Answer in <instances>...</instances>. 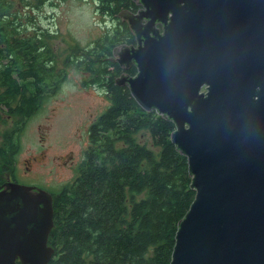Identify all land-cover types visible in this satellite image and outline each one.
<instances>
[{
    "label": "water",
    "instance_id": "1",
    "mask_svg": "<svg viewBox=\"0 0 264 264\" xmlns=\"http://www.w3.org/2000/svg\"><path fill=\"white\" fill-rule=\"evenodd\" d=\"M134 1L142 10L118 18L137 48L112 57L137 74L115 83L172 122L195 193L169 264H264V0ZM52 202L34 187L0 191V264L50 262Z\"/></svg>",
    "mask_w": 264,
    "mask_h": 264
},
{
    "label": "trees",
    "instance_id": "2",
    "mask_svg": "<svg viewBox=\"0 0 264 264\" xmlns=\"http://www.w3.org/2000/svg\"><path fill=\"white\" fill-rule=\"evenodd\" d=\"M12 2L0 0V107L30 117L62 77L45 43L17 35ZM99 6L115 20L121 10L137 8L131 0H99ZM116 25L91 45L71 48L67 58L66 66L105 93L109 107L89 126L77 177L50 193L48 264H169L178 222L194 199L187 160L171 142L172 122L143 111L116 85L117 65L107 70L113 65L106 59L125 37Z\"/></svg>",
    "mask_w": 264,
    "mask_h": 264
},
{
    "label": "rangeland",
    "instance_id": "3",
    "mask_svg": "<svg viewBox=\"0 0 264 264\" xmlns=\"http://www.w3.org/2000/svg\"><path fill=\"white\" fill-rule=\"evenodd\" d=\"M99 9V0L12 2L20 36L45 43L54 56L55 74L62 77L29 117L20 136L22 150L18 160L37 158L30 162V171L37 177L27 182L41 183L43 190L49 192L59 191L77 177L88 148L89 126L109 107L105 93L88 84L86 74L72 65L66 66L71 48L89 46L112 29V20L103 17ZM14 120L15 117L8 120L5 116L0 120V136L14 127ZM69 156L72 158L63 166ZM70 161L73 164L68 166Z\"/></svg>",
    "mask_w": 264,
    "mask_h": 264
},
{
    "label": "flooded vegetation",
    "instance_id": "4",
    "mask_svg": "<svg viewBox=\"0 0 264 264\" xmlns=\"http://www.w3.org/2000/svg\"><path fill=\"white\" fill-rule=\"evenodd\" d=\"M39 1L40 3H42L43 1H46V0H39ZM131 1L134 2L137 8L136 9H132V8L123 9L119 13H123L124 11H126L134 16L142 10V8L137 4V2H135L134 0H131ZM118 14L116 16L117 17L116 20L114 17L112 18L109 17L111 18L112 22H115V24L113 25H116L117 23L120 24L119 28L123 29V35H125L124 38L122 37L123 41L117 47L126 46L129 48L131 47L137 48V42H136V37L134 33L130 31V27L127 24L126 20L123 21L118 18ZM102 16L104 17V15ZM123 16L127 17V14H124ZM141 22H142V25H145L147 20L142 19ZM113 25H112V28L114 27ZM155 28L159 29L162 32L163 26L157 23L155 25ZM17 35L20 38H24V36H20V30H18ZM106 60L110 64L113 65V66H110L107 70L114 71L115 65L118 66L119 74L116 76V79L120 77L121 75H125L128 77H134L137 74V70L134 64H130L128 65V67L124 68L117 63L116 57H112V53H111V56L108 57ZM123 87L128 89L126 86H123ZM4 92H5V89L3 88L0 89V94H4ZM15 106H17V104ZM13 109H14V106H12L11 108L0 107V120H3L4 116L8 120L14 117L16 118V120L13 121L14 127L9 131H5L0 136V191H3L7 187L8 183L43 189L42 187L44 186L41 183H28L27 182L29 179L37 177V176L32 175V171H30L32 169L31 168L32 165L30 164V162L31 161L36 162L37 158L30 157V158L18 160V156L22 150V142H21L20 136H21L22 130L25 128V125L28 122L29 116L23 117L18 113H10V110H13ZM43 157H44V153H42L41 155V158ZM71 158H72L71 156L67 157L65 162L62 165L67 166V163H68L67 161L68 159L70 160ZM71 164H73L72 161L69 162L68 166ZM49 193H52V192H49Z\"/></svg>",
    "mask_w": 264,
    "mask_h": 264
}]
</instances>
